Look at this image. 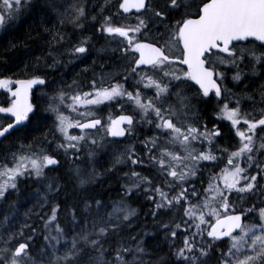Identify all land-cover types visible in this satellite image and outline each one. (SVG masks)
<instances>
[{"label": "snow or ice", "instance_id": "obj_1", "mask_svg": "<svg viewBox=\"0 0 264 264\" xmlns=\"http://www.w3.org/2000/svg\"><path fill=\"white\" fill-rule=\"evenodd\" d=\"M33 12L47 50L0 73V202L39 188L22 223L15 201L0 212V264H264V83L259 99L226 83L264 78V0H104L93 15L86 0H0V29ZM65 19L105 41L83 81L50 78L93 48L83 37L58 51ZM116 138L135 142L97 171ZM61 160L73 167L49 176ZM113 176L118 199L90 193ZM141 197L153 232L129 203Z\"/></svg>", "mask_w": 264, "mask_h": 264}, {"label": "trees", "instance_id": "obj_2", "mask_svg": "<svg viewBox=\"0 0 264 264\" xmlns=\"http://www.w3.org/2000/svg\"><path fill=\"white\" fill-rule=\"evenodd\" d=\"M56 3L57 5H67L69 1L67 0H39L40 5H44L45 3ZM72 2H78V0H72ZM104 2V0H86V7L94 8L96 11L91 13L93 15L97 10H99V6ZM70 3V2H69ZM63 9L61 8V11ZM96 14V13H95ZM105 14H108V11L105 10ZM44 16L48 19H52L53 16H55V12H51L50 14L45 11ZM39 14L37 12H33L32 14H25L15 20L14 23H11L8 27L5 29H2L0 31V73H3L4 75H12V71H18L19 69L23 68L24 63H30L32 60L35 59L36 56H40L43 52L47 50V45L45 43V39L43 36H37V33L35 31L37 24L39 23ZM51 26V25H49ZM61 30L66 34L68 37V40L66 42V45L64 47H69L73 42L76 41L77 38H79L80 34H88L91 37V43L93 45V48L90 49L89 57L86 61V63H81L80 61L77 62V64H71L69 66L65 65L59 68L56 72H51L50 70V78H55L56 80H60L63 78L64 82H72L73 78L83 80L84 73L81 75V69L84 65L85 67H89L92 65L93 60H96L97 63L100 61L97 59V53L96 49H100L105 44L102 42L101 37L99 34H95V28L93 27L91 22H85V26L83 29H75L72 24L67 22V19L65 20V24L62 26ZM68 34V35H67ZM75 34V35H74ZM82 35H80L81 37ZM16 44V48H12L11 44ZM45 49V50H44ZM95 55V56H94ZM66 63V59H63ZM6 62L7 67L5 68L3 65ZM80 66V68L75 69L74 66ZM8 69H11L12 71H8ZM115 69V67H114ZM100 70L99 68L96 69L98 72ZM80 73V74H79ZM79 74V75H78ZM90 74V73H89ZM229 79L226 81L229 88L232 89L233 92L239 94L242 91H245L244 84H249L250 87L246 89L247 92L252 93L256 95V98L259 99L258 94L256 93V89L259 88V85L261 84L262 80L264 78L259 79L256 81L254 78L246 79L241 86L233 87L231 83V76L233 75V71L227 73ZM235 88L237 91H235ZM49 90H51L49 88ZM36 92L37 96L41 95V92ZM44 105L42 104V107ZM202 107V105H198ZM245 109L250 110L251 105L250 103H245ZM123 142L118 145H125L128 141L129 143H134L135 141L131 140H122ZM10 140H5L4 145H9ZM0 151H3V147L0 146ZM107 151L98 153L95 157L96 163L95 167L97 171L103 172L105 168L110 166V161L113 156H115L116 153L112 154V157H107ZM69 166H65V168H61L59 172L53 173L51 176H61L63 177L65 173L68 171ZM139 170V169H137ZM123 171H127V169H123ZM122 175V172L120 173ZM104 183L103 186L100 185L99 182L97 184L92 185L90 188L91 194L99 193L97 198H103L104 200L111 199H118L117 192L119 190V185L116 183V177L113 176L111 179H108L107 177H104ZM123 181H121L122 183ZM29 182L27 185H21V192L24 193L20 195L18 198L13 196V199L7 201V202H0V212H3L6 210L7 205L9 203H12L13 201L17 204V210H18V219L14 220L13 223H22L24 220V213L32 207L35 197L32 195H29V193H34L35 189L32 188L29 190L26 189V186L29 187ZM71 190V188H70ZM31 191V192H30ZM30 197H32V200H29ZM29 200V201H28ZM19 201H22L19 203ZM133 208H136L139 213V220L136 221V223L140 224V227L143 228L146 231L153 232L154 229L151 225V219L145 215V213L148 211L149 205L146 201H144L143 197L140 198V200H133L129 202ZM139 206V207H138ZM2 219V217H0ZM139 231V229H137ZM156 242H158L163 249V251L158 253V256H164L167 252V242L164 239V236L162 234H159L156 237ZM149 251H152L150 248ZM157 257L154 256L152 259H156Z\"/></svg>", "mask_w": 264, "mask_h": 264}, {"label": "rangeland", "instance_id": "obj_3", "mask_svg": "<svg viewBox=\"0 0 264 264\" xmlns=\"http://www.w3.org/2000/svg\"><path fill=\"white\" fill-rule=\"evenodd\" d=\"M67 1H69L70 3H72V0H67ZM68 2V3H69ZM66 5V4H65ZM87 10H88V12H89V15H91V13H93L94 11H96V9H94V8H89V7H87ZM99 10H97V12H98ZM97 12H95V13H97ZM94 13V14H95ZM76 29V28H75ZM75 35V34H74ZM80 35H82L81 37H80ZM79 35V38H77L76 39V41H78V40H80L81 38H83V37H90L88 34L86 35V34H80ZM102 39V38H101ZM102 42H104V44H105V41L102 39ZM115 45H113V47H114ZM68 60L69 59H66V63H65V65H67V66H69V65H75V64H77V62L79 61V60H75L74 62H72V63H68ZM82 64H80L78 67L77 66H74L73 68H75V69H78V68H80V66H81ZM83 68H84V65L82 66ZM83 68H80L81 70L83 69ZM98 69V68H97ZM109 71H117L118 69L117 68H115L114 69V67L112 68V69H108ZM98 72H99V70H98ZM229 72H231V71H229ZM83 73L81 72V75H82ZM90 77V74H84V76H83V80H86V79H88ZM82 80V81H83ZM45 91H48L49 93L51 92V90H49V89H45ZM235 91H237V89L235 88ZM38 95H39V92H38ZM127 144H129V141L125 144V145H118V144H110V143H108V144H106L105 145V147L103 148V149H98L97 150V154L98 153H101V152H105V151H107L108 153H107V157H112V154H114V153H116V154H118L120 151H122L123 149H124V147L127 145ZM116 151V152H115ZM65 163H66V166L68 165L69 167H73V165H71L69 162H67V161H65V160H63ZM71 165V166H70ZM82 168H90L91 166H92V164H91V162H89V161H87V160H85V162L84 163H82L81 165H80ZM123 169H125V168H123ZM127 169V168H126ZM49 176H51V174H49ZM24 194V193H23ZM15 198H16V196H15ZM11 199H13V197L12 198H10V200ZM130 202V201H129ZM1 206V205H0ZM0 231H2V229H0Z\"/></svg>", "mask_w": 264, "mask_h": 264}, {"label": "flooded vegetation", "instance_id": "obj_4", "mask_svg": "<svg viewBox=\"0 0 264 264\" xmlns=\"http://www.w3.org/2000/svg\"><path fill=\"white\" fill-rule=\"evenodd\" d=\"M79 41V40H78ZM78 41H75V42H73L72 44H74V43H76V42H78ZM65 45H66V43H65ZM64 46L63 47H61L60 49H58V51H63L64 50ZM45 50V49H44ZM63 59H70L68 56H64L63 57ZM245 71H247V69L245 70ZM256 81H258L259 79H256V78H254ZM68 83V82H67ZM70 83V82H69ZM261 84L262 83H264V79L262 80V82H260ZM242 84H240L239 86H241ZM35 92V91H34ZM36 93V92H35ZM0 98H2V97H0ZM245 103H250V102H248V101H244L243 102V107L245 108ZM246 110V109H245ZM251 110V109H250ZM106 111L107 110H105V113H106ZM61 163L63 164V165H65L66 166V163L65 162H63V161H61ZM53 173H55V172H53ZM53 173H51V175L53 174ZM29 188V190L30 189H32V188H34L35 189V191L39 188V185H32V184H29V187H27L26 186V189H28ZM29 200H32V197H30V199ZM28 200V201H29ZM22 201H19V203H21Z\"/></svg>", "mask_w": 264, "mask_h": 264}, {"label": "bare ground", "instance_id": "obj_5", "mask_svg": "<svg viewBox=\"0 0 264 264\" xmlns=\"http://www.w3.org/2000/svg\"><path fill=\"white\" fill-rule=\"evenodd\" d=\"M66 20V19H65ZM68 35V34H67ZM95 56V55H94ZM80 74V73H79ZM38 91L39 90H37V93H38ZM37 95V94H36ZM116 152V151H115ZM116 155V154H115ZM61 161H63V160H61ZM64 162V161H63ZM71 166V165H70ZM63 168H65V165H64V167ZM69 168V167H68ZM67 167H66V169H68ZM53 173V172H52ZM49 174H51V173H49ZM31 192V191H30ZM133 206V205H132ZM139 207V206H138Z\"/></svg>", "mask_w": 264, "mask_h": 264}, {"label": "water", "instance_id": "obj_6", "mask_svg": "<svg viewBox=\"0 0 264 264\" xmlns=\"http://www.w3.org/2000/svg\"><path fill=\"white\" fill-rule=\"evenodd\" d=\"M117 139H121V138H117Z\"/></svg>", "mask_w": 264, "mask_h": 264}]
</instances>
